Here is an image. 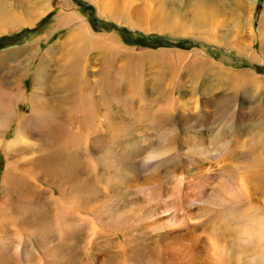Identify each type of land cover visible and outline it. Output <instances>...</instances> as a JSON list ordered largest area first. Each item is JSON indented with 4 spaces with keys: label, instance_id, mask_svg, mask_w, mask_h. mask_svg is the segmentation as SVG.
I'll list each match as a JSON object with an SVG mask.
<instances>
[{
    "label": "rangeland",
    "instance_id": "rangeland-1",
    "mask_svg": "<svg viewBox=\"0 0 264 264\" xmlns=\"http://www.w3.org/2000/svg\"><path fill=\"white\" fill-rule=\"evenodd\" d=\"M36 1L2 0L43 12L0 32V264H168L191 231L264 264L239 225L264 217V0ZM71 60L95 106L54 112ZM229 175L251 194L223 205Z\"/></svg>",
    "mask_w": 264,
    "mask_h": 264
},
{
    "label": "bare ground",
    "instance_id": "bare-ground-1",
    "mask_svg": "<svg viewBox=\"0 0 264 264\" xmlns=\"http://www.w3.org/2000/svg\"><path fill=\"white\" fill-rule=\"evenodd\" d=\"M36 1V0H35ZM37 2V1H36ZM42 3V2H39ZM44 3V2H43ZM42 3V4H43ZM47 5V3H45ZM23 5V4H22ZM27 5V4H26ZM24 7V13L27 12L26 10L30 9L31 6L27 5ZM33 6V4H32ZM23 9L22 7H19V10ZM42 9V8H41ZM19 10L15 8H9L6 6L2 0H0V32L7 31L11 28H15L18 26H24L26 24L31 23L38 15H40V12H35V10L32 11V16H36L35 18H31L30 16L26 17L22 16V14L19 13ZM40 10V9H39ZM44 10V9H43ZM15 17V18H14ZM13 20V21H12ZM81 29L86 30L85 26H80ZM17 51V50H16ZM16 54V52H15ZM68 57L71 58V54L65 53L64 61L68 59ZM69 61L67 63H70L66 66H61L60 71H62V80L61 85L64 87V91H68L67 95H60L58 97L57 101H59L58 104L55 106H52V110L56 112V109L59 107V105H70L71 107H75L77 99H82L83 103L85 105H89L91 107H94L95 104L92 101L91 94H84L82 92V84L84 80H82L83 74H84V66L81 65L79 60L75 61ZM38 73L40 72V67L35 69V82H34V89L38 88V85H40V77L38 76ZM80 75V76H78ZM39 77V78H38ZM14 80V79H13ZM16 79L14 80V82ZM102 86V85H100ZM85 87V86H84ZM36 92H33V95H35ZM83 95V97H82ZM103 99H105V93L101 95ZM6 97V96H5ZM79 97V98H78ZM34 100H31V105L33 109H36L37 106L33 104ZM8 102V101H7ZM81 103V100H80ZM105 103V101H103ZM5 104V103H4ZM5 107V106H4ZM86 107V106H85ZM42 108H45L42 106ZM79 108V107H78ZM51 110V109H50ZM78 111V110H77ZM73 112V111H72ZM52 113V112H50ZM90 113V112H89ZM94 113V112H93ZM7 110H0V136L3 137L5 129L8 127V119H7ZM12 115V114H11ZM256 131V130H255ZM264 131V130H263ZM257 136V133H255V137ZM262 141L264 144V133L261 134ZM16 140V139H15ZM252 139H250L249 145L252 147ZM260 141V140H259ZM4 144V141L0 139V146ZM234 144V143H233ZM195 143L193 146H187V154L194 156L196 154V149L194 148ZM7 146V145H6ZM222 147L224 149L225 153H228L227 150L229 148L226 147V143H222ZM264 148H260V150L255 154V156L261 158L260 160H257L259 166H264ZM198 152V151H197ZM205 152V151H204ZM186 153V151H184ZM161 154L157 150L153 155L152 153L149 154V158H156L159 157ZM263 156V157H262ZM244 164V163H243ZM258 167L251 163H248L247 167ZM217 175V173H216ZM245 176H241L240 178L234 177L233 175H229L227 177H223L220 181H218L216 185V189H218L216 196L219 202L221 201L223 205L230 204V202L235 201L237 199L242 198H248L251 194L250 186L247 183V179H245ZM214 187V186H213ZM184 186H176L175 190L172 192V195L176 198L179 196H182L184 192H182ZM194 190V189H193ZM192 190V191H193ZM204 190H195L193 193H187V198H195L193 200H198V196L203 194ZM149 194V193H148ZM154 194V193H153ZM162 195V192L159 190L156 195H153L152 198L155 196L157 198L159 195ZM216 198H213L214 202H205V204H200L199 206L202 209L210 208L212 210L215 209L216 204L218 203ZM264 200V199H263ZM216 202V203H215ZM264 202V201H263ZM260 214L261 212H257ZM254 214V213H253ZM205 220V219H203ZM202 220V221H203ZM202 223V222H201ZM241 233L243 234L244 238L248 241H256L258 244H261L264 246V217H251L249 219H245L240 224ZM192 225L187 223L185 228L192 229ZM95 227V226H94ZM194 230V227H193ZM182 238L189 241V244L186 246L185 244H181L177 250L175 251V248L165 245L160 249H156L154 252V257L157 258L160 261H164L167 259H171L168 264H253L257 257L243 259V254L240 250V248L237 246H232L226 241H221L219 238L215 236H211L207 232H202L200 234H194L193 231L190 232L189 235H182ZM92 240V239H91ZM181 254L180 257L178 254ZM179 257V258H178ZM264 258V256H262ZM251 260V262H250Z\"/></svg>",
    "mask_w": 264,
    "mask_h": 264
}]
</instances>
